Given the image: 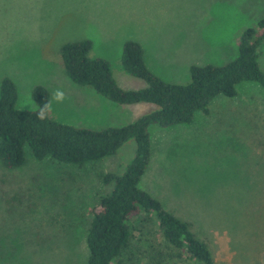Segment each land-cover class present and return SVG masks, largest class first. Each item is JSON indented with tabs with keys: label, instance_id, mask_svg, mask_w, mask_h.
Here are the masks:
<instances>
[{
	"label": "rangeland",
	"instance_id": "rangeland-1",
	"mask_svg": "<svg viewBox=\"0 0 264 264\" xmlns=\"http://www.w3.org/2000/svg\"><path fill=\"white\" fill-rule=\"evenodd\" d=\"M264 17V0H0V84L10 77L17 107L38 108L36 85L52 101L53 119L105 129L135 122L155 103L119 104L66 73L61 49L91 39V57L110 62L124 89L147 82L122 61L125 42L136 40L149 68L167 82L188 83L192 65L230 62L242 31ZM260 64L264 69V42ZM152 154L140 186L189 222L210 247L214 264H264V87L238 84L219 95L209 112L189 123L150 127ZM137 152L134 138L117 153L84 165L36 159L7 168L0 160V264H87V236L100 198L110 190L102 172L123 173ZM126 264L182 262L153 216L131 221ZM115 264V263H114Z\"/></svg>",
	"mask_w": 264,
	"mask_h": 264
},
{
	"label": "trees",
	"instance_id": "trees-1",
	"mask_svg": "<svg viewBox=\"0 0 264 264\" xmlns=\"http://www.w3.org/2000/svg\"><path fill=\"white\" fill-rule=\"evenodd\" d=\"M263 42L264 17L255 27L242 31L235 59L222 65H192L190 82L182 84L167 82L152 71L141 43L128 40L123 49V65L130 74L147 82V87L138 90L119 86L110 62L90 56L94 45L91 39L66 42L61 53L66 73L74 82L91 86L119 104L148 102L159 108L135 122L105 129L75 126L53 119L50 114L46 121H40L36 112L51 99L48 88L34 87L32 97L37 109H21L16 105V83L5 77L0 84V160L7 168H18L25 164L30 152L38 160L50 158L84 165L117 153L134 138L137 152L127 169L123 173L101 174L110 190L100 198L94 211L87 236V264H125L123 253L133 236L131 221L141 213L153 216L167 243L186 254L182 262L157 264H214L209 245L196 236L189 222L140 186L152 154L150 127L189 123L197 111L209 112V105L217 96H236L240 82L256 81L264 87V69L260 64Z\"/></svg>",
	"mask_w": 264,
	"mask_h": 264
},
{
	"label": "clouds",
	"instance_id": "clouds-1",
	"mask_svg": "<svg viewBox=\"0 0 264 264\" xmlns=\"http://www.w3.org/2000/svg\"><path fill=\"white\" fill-rule=\"evenodd\" d=\"M66 99V94L62 89H56L51 94V99L46 102L43 106H40L37 114V119L40 121H46L48 119L49 113L52 111V101L54 100L56 103H63Z\"/></svg>",
	"mask_w": 264,
	"mask_h": 264
}]
</instances>
